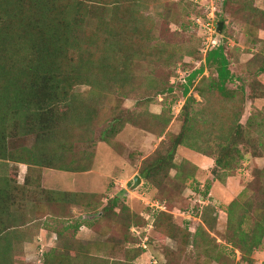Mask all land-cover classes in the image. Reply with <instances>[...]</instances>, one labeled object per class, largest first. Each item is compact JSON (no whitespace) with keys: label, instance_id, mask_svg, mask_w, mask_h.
Segmentation results:
<instances>
[{"label":"rangeland","instance_id":"374dc122","mask_svg":"<svg viewBox=\"0 0 264 264\" xmlns=\"http://www.w3.org/2000/svg\"><path fill=\"white\" fill-rule=\"evenodd\" d=\"M101 1L0 0L2 73L35 67L46 44L71 84L51 138L2 122L0 180L8 176L10 184L9 193L0 188V219L9 216L0 226L10 229L0 239L3 263L17 256L15 264H46L53 254V264H264V237L241 250L225 212L245 186L264 201V161L254 159L264 157V99L254 98L264 90V0H116L108 15ZM217 45L234 75L225 86L233 94L209 93L198 77L184 98L194 70L203 66L206 77H216L204 58ZM110 127L118 131L106 143ZM178 135L182 144L174 147ZM224 144L245 159L229 171L216 168L213 180L225 185L204 197L214 166L198 168L194 155L223 161ZM29 151L52 167L19 162ZM168 153L171 162L140 176ZM66 200L76 213L66 211ZM208 206L215 222L202 225ZM12 244L16 254L8 252Z\"/></svg>","mask_w":264,"mask_h":264},{"label":"trees","instance_id":"16d2710c","mask_svg":"<svg viewBox=\"0 0 264 264\" xmlns=\"http://www.w3.org/2000/svg\"><path fill=\"white\" fill-rule=\"evenodd\" d=\"M101 1V0H100ZM99 2V1H98ZM100 4V3H99ZM121 3L118 1H114L113 3L107 2L104 3L101 1L102 7L106 11V14L111 13L116 10L117 7ZM106 5V6H105ZM73 8V7H72ZM70 6L68 7L67 12H71L72 9ZM53 23H50L46 26H51ZM57 35L51 36L50 38H54V44H57L55 51L59 52V48L61 47V40H57ZM2 41V40H0ZM43 44V43H42ZM215 46V45H214ZM42 52H38L39 61L36 62V66L32 68L22 69L20 73L11 74L10 71H6L2 73L0 69V133L2 134V122L12 120L13 125L19 128L27 130L26 134L36 133V137L40 138L41 141L49 139L55 134V131L58 128L59 120L57 107L61 103V99L63 95H66L68 92V77L60 73V66L58 65V55H54L50 51L45 53V50L48 49L46 44L41 45ZM53 57V58H51ZM205 64L207 66L215 65L216 67V77H206L204 75L205 68L203 66L199 67V69L194 70L188 75L187 82L184 85V89L182 92V96L187 98L191 92V86H193L194 82L200 77V81L208 82L209 93L214 91H218L224 96H230L233 93L228 92L226 90L227 82L234 79V75L231 73L229 69V61L226 58L224 48L222 45H217L214 49L208 51L204 58ZM58 65V66H57ZM207 78H209L207 80ZM206 80V81H205ZM75 82V81H74ZM71 87V84L69 85ZM198 87V88H197ZM173 86L167 87V91H172ZM253 90V88H251ZM250 89V92H251ZM161 92L163 89H159ZM195 90L202 94L203 89L199 86H196ZM240 90L243 96L246 95L245 86L241 85ZM64 91H67L64 94ZM249 94V93H247ZM47 100H45V99ZM192 98V97H191ZM256 99H264V90L262 93L254 96ZM253 98V99H254ZM188 100V99H187ZM8 113V114H7ZM162 118V117H157ZM20 119V123H19ZM119 120V119H117ZM120 121V120H119ZM117 127H110L108 131H105L102 136V141L106 143L111 142V138L117 133ZM0 134V135H1ZM182 144V135H178L174 140V147ZM221 148L225 151V153H229L228 145H221ZM206 155V154H204ZM209 156V155H207ZM211 157V156H209ZM212 158V157H211ZM214 159V168L212 171V176L214 178L219 177L220 175H216V168L221 169V171H229L231 170V163L234 161H243L244 154L239 149H235L229 155H226V159L221 161L218 157H213ZM42 160H44V156L42 154L37 157L35 152L29 151V156L27 159L20 158L19 162L30 165H39L52 167V163L48 165H40L42 164ZM173 155L168 153L166 157H160L153 162L151 165V169L144 168L142 169L140 176L144 179H149L151 173L156 172L157 168L166 164L167 161H172ZM154 166V167H153ZM59 169L64 170V167H60ZM66 170H69L66 168ZM197 170V169H196ZM81 171H85L81 170ZM26 178V177H25ZM28 181V178L26 179ZM2 182V183H1ZM213 182V178L211 179ZM211 184H206L205 191L203 192L204 197L209 196L211 190ZM8 186H10L7 177H2L0 180V188H2V193H9ZM14 186V185H13ZM22 188V187H21ZM8 191V192H7ZM251 189L248 186H245L237 198L233 199L228 206L226 207V215H227V225H236V227H232V232L234 234L239 231V234L242 238L241 242L244 246H240V249L245 252H250L253 248L255 249L262 243L264 237V201L260 200L257 202L254 195L250 192ZM46 192V191H45ZM47 193V192H46ZM48 194V193H47ZM57 194V193H56ZM4 195V194H2ZM207 196V197H208ZM46 201L47 199H44ZM41 199V204L44 206V202ZM41 204L39 206L41 207ZM117 205L116 201H113L111 206H106L103 211L107 208L109 210H113ZM3 209V205H2ZM202 212L203 224L202 225H213L215 220L211 217L213 213V208L209 207ZM40 212V211H39ZM61 214V213H60ZM255 216L254 218H251ZM9 217V216H8ZM5 217L2 213V220L0 219V225L8 218ZM209 217L211 218V222ZM10 219V218H9ZM2 221V222H1ZM250 221L253 223V231L248 228L250 225ZM93 222V221H91ZM87 222L88 224L91 223ZM81 224V222H80ZM79 224V225H80ZM25 225V224H21ZM79 225H76L78 227ZM90 226V225H89ZM6 231V232H5ZM9 227L0 226V239L4 234H9ZM8 232V233H7ZM11 233V232H10ZM4 237V236H3ZM240 238V239H241ZM233 244H236L232 241ZM12 250L8 251L9 253L16 254V244H12ZM242 247V248H241ZM9 250V249H8ZM0 253L1 263H3V257ZM17 256L15 257L13 263L15 264ZM53 254L49 255L47 258L46 264H53Z\"/></svg>","mask_w":264,"mask_h":264},{"label":"crops","instance_id":"0c3cea01","mask_svg":"<svg viewBox=\"0 0 264 264\" xmlns=\"http://www.w3.org/2000/svg\"><path fill=\"white\" fill-rule=\"evenodd\" d=\"M147 138V137H146ZM139 156V155H138ZM195 156V158L197 159V162L195 163V165L198 167V168H200V169H203V168H206V169H208V167H213L214 166V159L213 158H209V157H207V156H204V155H200V154H197V155H194ZM255 159V161L257 162V163H259L260 164V162H263L264 161V157H255L254 158ZM251 160V159H250ZM263 160V161H262ZM210 175H209V177H211V178H213V176H212V174H211V172L209 173ZM229 180V179H228ZM224 181V182H223ZM225 179H223V180H218V179H216V180H213V182H212V184H211V190H210V193H213V192H216L217 191V189L220 187L219 185H221L222 187H224V185H225ZM43 182H46V180H45V178H43ZM85 183V182H84ZM58 194V193H57ZM68 200H66L65 201V203H62V205H64V208L66 209V211H72V213H76V211H77V209L79 208V207H77L76 205H72L71 206V204L69 203L70 201H68ZM51 202H53V201H51ZM56 203V202H55ZM45 204V203H44ZM36 206H39V203H36ZM40 207V206H39ZM38 209V208H37ZM39 210V209H38ZM37 210V211H38ZM37 213V212H36ZM18 215H19V213H17ZM39 214H40V212H39ZM39 214H36V216H38ZM46 218H48V216L46 217ZM32 221L34 222V220L32 219ZM30 222V223H32L33 224V222ZM29 223V222H28ZM261 251H263V249L261 250Z\"/></svg>","mask_w":264,"mask_h":264},{"label":"water","instance_id":"95a60500","mask_svg":"<svg viewBox=\"0 0 264 264\" xmlns=\"http://www.w3.org/2000/svg\"><path fill=\"white\" fill-rule=\"evenodd\" d=\"M224 23L223 22H218L217 23V26H216V31L217 33L219 34L221 31H222V27H223ZM141 181V178L140 176L136 175L134 177V184H133V187H136Z\"/></svg>","mask_w":264,"mask_h":264},{"label":"built area","instance_id":"2783aa9c","mask_svg":"<svg viewBox=\"0 0 264 264\" xmlns=\"http://www.w3.org/2000/svg\"><path fill=\"white\" fill-rule=\"evenodd\" d=\"M207 24H209V23H207ZM214 43L216 44V42L214 41Z\"/></svg>","mask_w":264,"mask_h":264}]
</instances>
